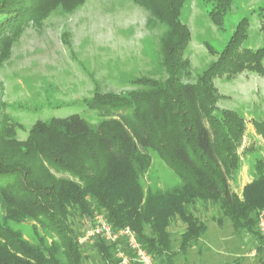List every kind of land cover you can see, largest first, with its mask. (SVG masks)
Returning <instances> with one entry per match:
<instances>
[{
	"label": "trees",
	"instance_id": "trees-1",
	"mask_svg": "<svg viewBox=\"0 0 264 264\" xmlns=\"http://www.w3.org/2000/svg\"><path fill=\"white\" fill-rule=\"evenodd\" d=\"M81 1L0 0V42L22 23L57 8L70 10ZM136 1L151 23L165 27L160 39L164 80L138 78L130 82L137 87L130 91L95 92L84 104L103 116L96 124L77 115L38 121L24 141L15 138V126L0 116V264H62L55 258L57 244L65 264H82L87 248L99 255L96 264L113 263L118 251L132 257L122 240L109 244L96 237L91 244L77 243L84 230L77 233L76 224L90 223L96 213L115 230L134 231L154 264H174L171 221L184 225L179 243L183 255L207 231L192 212L197 203L214 205L221 213L216 222H229L234 235L250 236L258 264H264V238L258 231V216L264 212V160L254 161L253 180L238 196L231 182L240 167L238 150L247 126L236 112L217 107L213 83L220 75L245 71L264 78V48L242 47L249 25L243 18L221 50L205 44L217 59L194 82L185 83L190 67L182 58L190 41L181 21L185 0ZM202 2L212 24L223 30L232 0ZM259 16L264 33V17ZM252 127L264 141V120L252 121ZM150 151L178 177V184L153 192L142 189ZM23 222L39 225L57 242L49 248L42 240L29 242L11 228Z\"/></svg>",
	"mask_w": 264,
	"mask_h": 264
},
{
	"label": "rangeland",
	"instance_id": "rangeland-1",
	"mask_svg": "<svg viewBox=\"0 0 264 264\" xmlns=\"http://www.w3.org/2000/svg\"><path fill=\"white\" fill-rule=\"evenodd\" d=\"M259 13L264 17V0H232L224 29L219 30L208 18L202 0H185L181 21L190 31V41L182 58L190 67L183 82H194L217 59L205 44L221 50L243 18H248L249 25L242 47L264 48ZM164 31L157 21L150 22L149 13L136 0H82L70 10L57 8L42 19L22 23L0 42V116L15 126L18 141H24L38 121L77 115L96 124L103 116L84 104L95 92L121 93L137 88L130 84L132 80L167 77L160 49ZM213 83L219 94L217 107L236 112L247 126L238 150L240 167L231 182L232 190L240 196L243 185L253 180L254 161L264 160V142L251 132L252 121L264 120V78L245 71L232 77L220 75ZM178 182L150 151L149 169L140 179L142 189L153 192ZM192 212L206 223L207 232L198 246L183 255L179 243L184 225L172 220L169 232L174 264H258L251 237L234 235L226 220L218 224L221 213L214 205L197 203ZM72 221L78 222L76 218ZM88 223L79 221L76 232L85 230ZM11 228L31 243L42 240L46 248L57 242L54 235L33 222L11 224ZM56 247L55 258L65 264L62 248L59 244ZM82 255V264H96L100 259L89 248Z\"/></svg>",
	"mask_w": 264,
	"mask_h": 264
},
{
	"label": "built area",
	"instance_id": "built-area-1",
	"mask_svg": "<svg viewBox=\"0 0 264 264\" xmlns=\"http://www.w3.org/2000/svg\"><path fill=\"white\" fill-rule=\"evenodd\" d=\"M258 231L264 238V212L258 216ZM96 237H102L109 244H116L118 241H124L132 257L118 251L114 256V262L104 264H129L134 261L138 264H154L151 256L143 249L138 242L136 234L130 228L113 229L105 220L102 214H94L92 221L88 224L81 236L77 238V243L81 246L91 244ZM264 255V252H263ZM103 264V263H101Z\"/></svg>",
	"mask_w": 264,
	"mask_h": 264
},
{
	"label": "crops",
	"instance_id": "crops-1",
	"mask_svg": "<svg viewBox=\"0 0 264 264\" xmlns=\"http://www.w3.org/2000/svg\"><path fill=\"white\" fill-rule=\"evenodd\" d=\"M251 132H253L254 133V130L253 129H251ZM264 142V141H263ZM252 181V180H251ZM251 181H247V183L245 184V185H247V184H249ZM245 185H243V187L245 186ZM207 229H208V227H207ZM207 232V231H206ZM206 234V233H205Z\"/></svg>",
	"mask_w": 264,
	"mask_h": 264
}]
</instances>
